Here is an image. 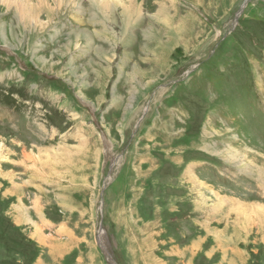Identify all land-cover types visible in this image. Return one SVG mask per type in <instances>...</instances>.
<instances>
[{
    "label": "rangeland",
    "instance_id": "obj_1",
    "mask_svg": "<svg viewBox=\"0 0 264 264\" xmlns=\"http://www.w3.org/2000/svg\"><path fill=\"white\" fill-rule=\"evenodd\" d=\"M264 264V0H0V264Z\"/></svg>",
    "mask_w": 264,
    "mask_h": 264
},
{
    "label": "water",
    "instance_id": "obj_2",
    "mask_svg": "<svg viewBox=\"0 0 264 264\" xmlns=\"http://www.w3.org/2000/svg\"><path fill=\"white\" fill-rule=\"evenodd\" d=\"M99 235L100 236H98V243L102 247V249L104 250L105 255L108 257L111 264H117L112 257V252H111V248H110V241H109L108 236L105 232V229L102 225V221H100V223H99Z\"/></svg>",
    "mask_w": 264,
    "mask_h": 264
}]
</instances>
